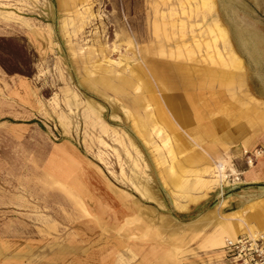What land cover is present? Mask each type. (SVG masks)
Here are the masks:
<instances>
[{"label":"rangeland","instance_id":"rangeland-1","mask_svg":"<svg viewBox=\"0 0 264 264\" xmlns=\"http://www.w3.org/2000/svg\"><path fill=\"white\" fill-rule=\"evenodd\" d=\"M250 118L264 0H0V264H227Z\"/></svg>","mask_w":264,"mask_h":264},{"label":"crops","instance_id":"crops-1","mask_svg":"<svg viewBox=\"0 0 264 264\" xmlns=\"http://www.w3.org/2000/svg\"><path fill=\"white\" fill-rule=\"evenodd\" d=\"M149 116L151 122L155 121L154 116ZM239 119L240 116L238 115V120ZM247 124L249 125L251 132L241 138L242 140L240 141V144L242 150L247 151V155L253 165L246 163V156L244 157V161H241V163L237 165V171L241 173L240 178H242L241 181L244 185L242 188H240L238 193L243 192L246 195L244 196V194H242L243 199H240L239 203H233L231 210L236 211L237 209L244 207L241 210L242 213L240 214V216L236 217L237 219H239L240 225L238 229H235L231 224L228 225V227L223 231V233L226 234L227 237L223 236L224 234H222L221 232L222 226H225L226 224L219 226L215 231L206 236L205 239L209 241L219 240L214 244L216 245L215 248H222L227 239H234L235 237L243 233L251 234V230L254 231L252 234H255V232H264L263 221H259L256 219V223L258 224V226L254 225L252 222H247L248 220L246 221V219L251 216V214L249 215L251 210L257 206V203L254 201L258 200L259 198H261L259 202L264 201V195H261L258 198H250L254 196L253 194L251 195V191H256L257 193L264 192V125L258 126L253 118L247 119ZM155 129L157 132L160 131L158 127H156ZM208 167L209 166H207V168ZM255 195L257 196L258 194ZM221 200H224V198L222 197ZM221 204L222 201L220 202V205ZM222 238H224V243H222Z\"/></svg>","mask_w":264,"mask_h":264},{"label":"built area","instance_id":"built-area-1","mask_svg":"<svg viewBox=\"0 0 264 264\" xmlns=\"http://www.w3.org/2000/svg\"><path fill=\"white\" fill-rule=\"evenodd\" d=\"M245 154L246 163L250 158ZM241 173L237 171L232 181H238ZM227 264H264V238L262 235L251 237L248 234H240L233 241H226L221 248Z\"/></svg>","mask_w":264,"mask_h":264},{"label":"bare ground","instance_id":"bare-ground-1","mask_svg":"<svg viewBox=\"0 0 264 264\" xmlns=\"http://www.w3.org/2000/svg\"><path fill=\"white\" fill-rule=\"evenodd\" d=\"M222 34H223V32H222ZM216 169V171L215 172H218L217 174H215L216 176H218L219 177V179H218V185L220 186V183H219V180H223V179H221L222 177H227L224 173H223V169H224V166L223 165H214V167H213V169ZM221 182H223V181H221ZM219 190H220V188H219ZM221 194H222V192H221ZM254 231H252L251 230V234H248V235H250L251 237H256V236H258V235H262V237L264 238V233H255V234H252ZM258 232V231H257ZM236 238V237H235ZM234 238V239H235ZM234 239H227L226 241H233Z\"/></svg>","mask_w":264,"mask_h":264}]
</instances>
